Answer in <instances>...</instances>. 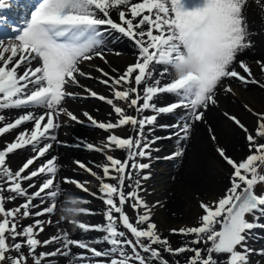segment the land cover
Listing matches in <instances>:
<instances>
[{"label": "snow or ice", "instance_id": "obj_1", "mask_svg": "<svg viewBox=\"0 0 264 264\" xmlns=\"http://www.w3.org/2000/svg\"><path fill=\"white\" fill-rule=\"evenodd\" d=\"M248 2L38 0L22 23L12 27L15 35L8 38L7 43L0 39V109H44L38 116L27 111L12 122H5V116L0 115V137L29 122L33 125L30 130L20 131L0 150V264H29V260L31 264H51L53 257H71L73 247L96 258H109L105 264H170L164 253L184 256L185 264H250L249 257L255 250L246 242L249 233L257 227L254 221L264 217V194L255 190L258 184H264V113H253L257 122L252 131L237 117L225 113L245 134L248 153L236 160L223 149H218L220 157L232 169L229 187L217 200L200 203L203 215L198 225L170 230L173 235L191 238L187 243L173 247L168 237L162 236L152 220V208L140 195L141 179L148 177L139 175L150 167L148 163H140L139 159L150 158L151 147L155 143V140H148L145 129L154 132L158 116L186 109L187 115L181 117L183 123L159 126L176 129L174 135L181 138L183 133L186 139L191 122L203 119L202 109L217 104L218 87L232 92L230 86H224L226 79L264 89V82L256 78L252 68L238 59L240 53L252 47L245 16ZM255 2L260 4L262 0ZM10 4L11 0H0V9ZM113 10L119 22L112 18ZM0 23H3V18H0ZM102 26L129 38L138 50L136 62L128 65L118 76L97 69L104 77L100 83L112 88L111 98L85 89L90 97L110 105L117 117L115 122L105 123L97 122L84 113L96 127L110 133L103 148H95L91 144L87 147L100 152L105 149L127 152L125 160L106 155L108 164L103 166V177L97 176L82 162H76L78 167L100 181V192L107 205L104 226L81 222L78 227L83 231L104 232L103 242L110 245L107 251L74 240L67 232L41 241L38 236L44 232L45 223H51L50 220L35 219L27 226L20 223L23 218L51 215L57 210L54 201L61 195L60 186L55 183L57 157L47 159L38 167L32 166L52 149V143L46 141L57 139L52 130L60 126L59 117L67 115L74 121L78 119L64 109L62 103L67 97H74L75 94L67 89L79 84L78 77L91 78L80 65L94 57L104 59L100 50L104 35ZM156 65L164 66L160 77L172 69L176 73L175 78L161 85L160 79L154 78ZM257 65L259 71L264 72V61H257ZM163 93L173 94L178 99L167 106L157 107L154 99ZM129 109L135 114H128ZM149 111L154 114L144 115ZM248 111L252 109L248 108ZM125 126H131L136 135L123 138L115 134V129ZM26 148L35 154L17 170L11 169L7 163L9 155ZM174 155L178 157L183 152L177 151ZM42 176L47 178L35 192L30 193L29 189L36 187L34 178ZM106 179L115 183L105 182ZM126 180L132 181L130 191H125ZM25 182H28L27 187ZM65 183L88 190L78 181L65 178ZM45 197L53 202L41 207L46 203ZM18 198H23L24 202L14 208H6V203L15 202ZM36 199L41 205L33 203ZM80 202L76 199L70 201L73 205ZM125 205L136 213L134 221L125 212ZM37 208L40 210L32 211ZM85 211L72 207L64 209L69 214ZM248 216L253 220L250 221ZM49 245L57 247L51 252H38L40 247ZM12 252L16 255H11ZM189 253L190 256L187 255ZM76 259L82 262L88 257L81 253ZM172 264H180V261L177 259Z\"/></svg>", "mask_w": 264, "mask_h": 264}, {"label": "bare ground", "instance_id": "obj_2", "mask_svg": "<svg viewBox=\"0 0 264 264\" xmlns=\"http://www.w3.org/2000/svg\"><path fill=\"white\" fill-rule=\"evenodd\" d=\"M112 13L118 16L115 10H113ZM245 16L252 47L240 53L238 59L248 64L252 68L256 78L264 82V72H260L257 65V61H264V0H262L260 4H257L255 0H249L245 8ZM115 38L116 37H113L107 41V38L103 37V44L100 48L104 54V59L105 57L107 60L110 59V62H108L111 67L110 74L114 76H116L115 73L122 74L128 65L135 63L138 55V50L131 40L123 39L116 43ZM117 53H119V55H117ZM104 59L102 60L104 61ZM100 63H103L104 66L107 65V63L100 61L97 63L86 61L83 62L80 67L85 73L93 75L90 69L99 67ZM35 66L36 62L33 63V67ZM163 67L162 65H156L153 69L154 73H158V77H160L159 73L163 71ZM22 70L23 68H21V71ZM237 70L239 71L240 69L237 68ZM175 74L174 70L169 69V74L165 75L160 81L169 83ZM82 82L83 80H79L77 86L86 85V82ZM237 83L240 82L237 81ZM88 84L90 83L88 82ZM224 86H230L232 92H225L223 88L218 87L216 91L217 104L209 105L207 109H202L204 112L203 119L201 121L191 122L192 127L186 139H174L176 143L181 146L178 151L183 152V155L176 156V159H178V164L176 163L175 165L176 172L172 171L175 168L170 167L162 169L163 166H161L158 175L153 178L148 174V181H142L141 196L146 200L149 207L152 208V220L158 223L160 233H162V236L168 237L172 244L187 243L190 238L183 239L178 236L180 240L176 239L169 235L168 228L189 227L188 225L190 223L191 226L195 223H199V218L203 215V210L199 207L198 202L211 203L220 198L229 187L232 169L220 157L218 149H223L228 156L236 160L244 158L248 153L245 134L225 115V113H228L229 116L237 117L245 124L249 131L254 129L257 122V117L253 113H264V90H262V88L257 87L258 90L256 92L251 90H240L237 85H233V82L228 81V79L224 81ZM76 89L77 87L74 86L73 89H68V91L72 92L71 90H73V93H79ZM82 93L83 92H81V94ZM177 99L175 95L166 93L157 96L154 102L157 107H161L174 103ZM232 100H234L236 104L231 102ZM237 103H243V108L239 107ZM246 105L248 106L247 109H245ZM62 107L64 109L69 107L70 109L72 105L65 102L62 103ZM248 108L252 109V111H248ZM76 110L77 108L74 111ZM111 110H113L111 106L99 104L98 108L87 109L86 107H82L79 115L81 118H84V113H88L93 118H98L101 121L108 120L115 122L116 115L115 113L113 114ZM27 111H32L38 116L44 109H0V115L5 116V122H12L15 118H18ZM174 113L178 117H184L187 115V110L180 108ZM128 114L134 115L135 113L129 109ZM65 116L66 115H62V117L59 118L60 126L52 130V135H55L57 139L55 141H46L47 143H52V149L49 150L45 157H41L36 161V164L33 165L35 168L44 163L47 159L57 157L56 163L58 165V171L56 173L57 177H55V183L59 184L61 190H65L61 197L70 194L71 192H69L68 189H72L73 187L72 185L64 184L65 178L73 180L72 177L76 178V176H78L83 178L82 181L88 180L86 174L89 172L74 166L77 165V161L89 164L92 162V171L98 173L99 163L108 164L107 159H104L103 155H113L121 160H125L127 157V155L120 157V155H117L116 150L109 149H105L104 152L96 151V154L81 152L82 150L89 149L87 147L89 144L93 145L95 148H103L107 143H105V139L95 134H90V136L86 138L85 135H80V133L72 130L71 132L74 133V136L68 135L65 126L72 120ZM83 120L87 121L85 119ZM158 121L159 125H169L170 117L161 114L158 116ZM32 127V123L29 122L13 130L0 140V145L4 141L12 142L20 131H23L25 128L30 130ZM119 130V128L115 129V134L119 133ZM117 135L121 137V135ZM135 135L136 133L134 131L127 135V137H134ZM145 135L148 140L151 141L156 137L162 138L164 134L160 129L154 132H149L148 129H145ZM181 135L183 137V133H181ZM213 136L215 139H213ZM60 137L66 139H60ZM67 140H70V142L65 143ZM69 145H76V148H69ZM24 156L25 153L14 154L13 156L10 155L7 163L10 167H14V165L22 161ZM72 161L74 165H71ZM94 164H96V167H94ZM83 173H85L84 176ZM145 175L147 176V174ZM168 178L169 180H167ZM93 179L94 176L89 174L90 184L93 182ZM106 182L112 183V181L108 180ZM33 183H35V181H33ZM24 186L27 187V183H25ZM73 189L75 190L74 187ZM29 192L31 193L32 190L29 189ZM154 193L161 195L155 196L153 200ZM17 202H19L18 199L14 203ZM11 203H9V205H11ZM69 216L71 218L82 217L77 216L75 213ZM58 220V216L50 220L51 223H47L46 230L49 229L48 224L51 227L53 224H56ZM64 225L65 229L69 230L67 224ZM64 225H59L56 231L51 236H48L47 239L55 236ZM71 231L74 236L84 238V233H79L78 230L74 228ZM70 238L75 239L72 235ZM72 253L73 255L71 257L59 258L58 264H93L88 260L82 262L78 261L76 257L80 254L77 252V248L73 247ZM220 259L222 260L223 258L221 257Z\"/></svg>", "mask_w": 264, "mask_h": 264}, {"label": "rangeland", "instance_id": "obj_3", "mask_svg": "<svg viewBox=\"0 0 264 264\" xmlns=\"http://www.w3.org/2000/svg\"><path fill=\"white\" fill-rule=\"evenodd\" d=\"M92 61L94 63H97L98 61L105 62V63H107V65L104 66L103 63H100L99 67L91 68L90 70L93 72V75H90L91 78L79 77L78 80H83L82 83L86 82V85L85 86H81V87H77L76 90L83 92V95H88V93L85 91V89H91L92 91H98V92H100L102 94H105V96L108 95V93H110L111 96H112L113 95L112 88L100 83V80L104 79V77L97 70V69H103L105 72H108L110 74L111 73V67L108 64V62H110V59L107 60V58H106L103 61V60H99L98 58H95ZM110 75L114 76L112 74H110ZM115 75L117 76L118 74L115 73ZM228 81H231V80H228ZM88 82L90 84H88ZM233 85H237L238 89H240V90H251L253 92H256L258 90V88L256 86H251V85L250 86H244V85H239V84H237L235 82H233ZM66 101L69 103V105H72V107L70 109H69V107L67 108V111L72 113V114H74L78 119H80V117H81L79 114L81 112L82 107H86L87 109L98 108L99 104H101V103H99L100 101L97 98H92L90 96H87L86 98H82L80 95H77L76 97H67ZM231 102L236 104V102L234 100H232ZM102 105H105V103L102 104ZM237 105L239 107H241V108H243V106H244L243 103H241V104L237 103ZM76 108H77V110L74 111ZM245 109H246V107H245ZM169 116L172 118L171 122L174 121L173 124H176L177 121L181 120V118L177 117L176 115H169ZM81 119L87 120L86 116H84V118H81ZM96 119L100 120L98 118H96ZM103 122H106V121L103 120ZM89 123L93 124L92 122H89ZM88 125L89 124H82L81 122H78L77 120L76 121H74V120L70 121L65 126V129H67L66 133L68 135L74 136V133L71 132L73 130V131H76L77 133H80V135H85L86 138L89 137L90 134L91 135L95 134L97 136H101L103 139H106L108 141V136L110 135L108 133V131L100 129V128L96 127L95 125L94 126H88ZM130 128H131V126L126 127V129H128V130ZM175 131H177V130L173 129V128H168V130H166V133L167 134H171L172 132H175ZM60 139H66V138L60 137ZM66 142H70V140H67ZM180 147L181 146H179L173 138L170 139L169 135H168V138H164L163 144H160V146L157 147L159 149L160 153L157 154L154 151L151 152V154H153V155H156V154L158 155L156 158H154L155 159L154 162L156 161L157 166L154 167V162L152 161L153 162V166H150V168H149V170L151 171V173H152V175L154 177L156 175H158V171L161 169L160 168L161 166H163L162 169H166V168H170V167L171 168H175L176 163L178 164V159H175L176 157L173 159V161H171L172 163L171 162H165L163 159H164V157L169 158L171 155L175 156L174 154L178 151V148H180ZM117 150L119 152H124V151H121L120 149H117ZM31 151L32 150H30V149L27 150L28 156H26L25 158H27V157H29L31 155ZM81 152H84L86 154L87 153L88 154H96L93 151H81ZM162 156H164L163 159H162ZM25 158H23V159L25 160ZM24 160H22L21 163H19V165H22L23 164L22 162ZM82 163L85 164L88 168L92 169V166H91L92 162H90V164L89 163H85V162H82ZM71 165H74L73 161L71 162ZM95 165L96 164H94V167H96ZM99 165H98L99 166L98 167L99 172L97 173V176L103 177V170L102 169H103V166L106 165V163H103V164L99 163ZM172 171L176 172V168L174 170H172ZM84 175H85V173H83V176ZM86 177L88 179L87 182H90L89 173L86 174ZM173 178H174V176H173ZM82 179H83L82 177L76 176V181L82 182ZM167 180H169V178ZM113 183H115V181H113ZM91 184L89 183V185H87L88 191L85 194L83 192H76L73 195H67L66 194L64 197H61L62 196V192H61V195L55 200V202L58 204V209H57V211L54 214H52L53 218H55L58 215V218H59V221H60L59 222L60 225L67 224V228L73 230V228H76V226H77V228H79L78 227L79 222H82L85 225H98V226H104L106 224L105 213H106L107 205L104 202L103 195H100L101 183L96 177H94L93 182H91ZM130 185H131V183H129L128 185L125 186V191L132 190L131 187H129ZM256 188L258 190L264 192V185H263L262 188L257 185ZM68 190H69V192H75L73 187H72V189H68ZM160 195L161 194L154 193V196H153L152 199L154 200L155 196H160ZM72 199H76L77 201H81V202L73 205V204H71L69 202ZM46 200H48L47 203L44 204V205H41V207H47L48 206V204H49L48 202L50 200L49 199H46ZM63 204H65V206ZM38 205H40V204H38ZM198 205L200 207V203L199 202H198ZM66 207L80 208V209H84L86 211L81 213L82 217L71 218L67 214H64L65 212L63 210H61L62 208L65 209ZM37 210H40V208L33 209L32 211H37ZM125 212L128 214L130 219H132L133 221L135 220L136 213L134 212V210L131 207H129L128 205H125ZM257 215L259 216V214H257ZM61 217H62V219H61ZM31 218H35V217L23 218L21 220H24L26 223H28ZM48 218H50V217H47V220H48ZM247 218L250 221L253 220L252 216H248ZM73 221H75V223ZM155 223L158 225V223L156 221H155ZM261 224H264L263 220H262ZM196 225H198V223H195L192 226H196ZM188 226L190 227L191 223ZM61 228L62 229L60 231H58V233L55 234V236L56 235H60V234H62L64 232L70 233V232H68V229H65V225L62 226ZM158 229H159V225H158ZM168 229H169L168 232L170 233L169 235H171L172 237H175L176 239L180 240L179 237H181V236L171 234V232H170L171 229L170 228H168ZM121 230H124V229L121 227ZM253 230H254L253 234L251 232L249 233V235L250 234L252 235L251 236L252 242L247 243L249 248H250V245H252L251 249L255 250L250 255L251 256L250 264H252V263H254V264H264V254H262V252H260V251H262V249L264 247V227H262V228L256 227ZM53 232H54L53 230L52 231H46L43 234V236L44 237L51 236ZM78 232L79 233H84L83 236L86 237V239H84L82 242H85V243L89 244L92 247H95L96 249H98L100 251H107L108 248L110 247V245H108L107 243L103 242V236L105 235V233L102 232V231H83V230L79 231L78 230ZM70 234L72 235V233H70ZM72 236L75 239H79L78 236H74V235H72ZM181 238L186 239L184 237H181ZM93 242H95V244H93ZM172 245H173V247H178V246L182 245V243L172 244ZM55 247H57V245H51V247L47 248L45 252L54 251ZM77 252L80 254V250L77 249ZM81 252L83 254H87L90 260H92V259H94L95 261H96V259L99 260L100 261L99 264H105V261L107 259H109V258H106V257H100V258L93 257L92 258L90 253L86 252L83 249H81ZM13 253L14 254H11V255L15 256L16 253L15 252H13ZM187 255L190 256L191 253H189ZM164 256H165L166 259H168L170 261V264H172V261H175L177 259L180 261V264H185V257L184 256L174 257V256H169L167 253H164ZM53 258H55V259L52 260L51 264H58V260L61 257L57 256V257H53ZM29 264H31V260H29Z\"/></svg>", "mask_w": 264, "mask_h": 264}]
</instances>
